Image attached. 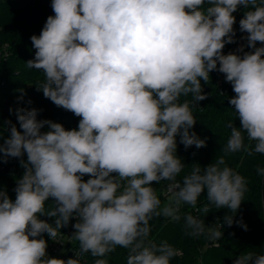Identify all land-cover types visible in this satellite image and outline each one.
<instances>
[{
    "label": "clouds",
    "instance_id": "clouds-1",
    "mask_svg": "<svg viewBox=\"0 0 264 264\" xmlns=\"http://www.w3.org/2000/svg\"><path fill=\"white\" fill-rule=\"evenodd\" d=\"M240 5L248 9L240 31L254 51L225 55V44L235 42L233 13ZM51 7L55 15L31 36L36 51L26 64L43 72L37 88L44 97L81 119L78 130H66L37 120L35 108L15 110L22 132L12 125L0 153L27 160H21L15 200L0 192V264H80L84 253L106 257L118 246L128 250L126 264H170L177 251L149 239L150 221H179L182 205L196 208L205 189L202 211L226 208L223 223L232 226L248 188L224 156L177 179L185 165L176 155V136L185 148L206 146L189 131L195 103L180 98L206 99L201 81L214 70L223 73L240 127L228 123L222 151L264 154V46L256 47L264 44V0H52ZM45 125L49 130L42 132ZM257 171L264 175V168ZM163 180L170 182L169 199L161 207L152 183ZM49 198L55 204L46 209ZM44 215L54 224L39 218ZM74 215L80 253L66 261L48 257L42 234L55 241ZM184 220L188 235L204 233L203 219L188 214ZM217 227H208L212 239L222 237ZM250 262L264 264V255L235 260Z\"/></svg>",
    "mask_w": 264,
    "mask_h": 264
},
{
    "label": "trees",
    "instance_id": "trees-1",
    "mask_svg": "<svg viewBox=\"0 0 264 264\" xmlns=\"http://www.w3.org/2000/svg\"><path fill=\"white\" fill-rule=\"evenodd\" d=\"M51 4L52 0H0V145H3L4 140L9 137L12 125L22 132L15 114L17 108L29 110L35 108L38 110L37 120H51L62 124L66 130H78L81 117L57 107L45 98L42 91L37 88L44 82L43 72L30 69L26 64L34 59L36 51L31 36H39L47 18L55 15ZM238 8L241 9L244 18L248 9L243 5ZM233 16L235 42L225 44L222 52L225 55L234 53L242 57L245 52H252L254 49L247 46L248 33L244 34L240 31L237 11ZM240 45L243 46V52L238 51ZM262 46L264 44L261 42L256 43V47ZM201 85L202 94L206 95V99L195 102L193 94L182 96L180 99L181 102L187 101L190 107L195 103L192 111L196 123L189 131L205 139L206 146L196 148L193 145L185 148L180 143L179 134L176 136V155L185 165L177 179L181 180L195 167L204 169L224 156L226 165L245 178L248 191L233 216V224L230 227L223 223L225 215L229 213L228 209H216L210 206L208 213L202 211L203 206L208 203L205 189L197 201L196 208L187 204L182 205L179 221L163 216L154 217L150 221L149 239L157 245L167 242L177 251V255L170 259V264H235V260L240 255L249 252L264 255V175L258 174L257 171L264 168V154L254 153L249 156L243 151L224 154L222 149L230 137L228 123L232 122L237 128L240 127L234 106L229 103V99L234 97L235 93L232 84L226 81L225 75L216 70L210 72L208 82L201 81ZM29 101L31 103H28ZM48 130L47 125L41 129L42 132ZM245 143H249L246 136ZM252 143L254 146V142ZM21 160L26 162V154L20 158L8 157L5 160L3 153H0V192H6L13 201L16 197L14 189L25 171L21 166ZM89 178L90 176L86 174L82 179L86 182ZM169 183L167 180L152 183V187L157 190L156 195L161 200V207L168 197L164 193V187ZM54 204V199L49 198L45 208L50 209ZM188 214L203 219L205 230L200 236L187 234L189 230L185 228L184 217ZM39 218L54 224L53 217L44 215ZM77 222L78 218L74 215L67 226L57 229V233L73 228ZM241 223L247 226V230L241 226ZM218 224L221 227L220 229L217 227L216 230H221L222 237L212 239L208 227ZM42 238L47 241L48 247L51 238L46 233L42 234ZM75 242L79 248L78 241ZM127 254V249L118 246L106 257H93L90 253H84L82 260L85 264H94L95 259L105 258L108 264H126Z\"/></svg>",
    "mask_w": 264,
    "mask_h": 264
},
{
    "label": "built area",
    "instance_id": "built-area-1",
    "mask_svg": "<svg viewBox=\"0 0 264 264\" xmlns=\"http://www.w3.org/2000/svg\"><path fill=\"white\" fill-rule=\"evenodd\" d=\"M241 46V45H240ZM168 184L164 187L166 192ZM75 229L69 228L67 231L58 233L55 241L51 240L49 247L46 249V254L50 258H59L67 260L69 258H76V253L79 254L80 250L76 246L75 239L73 235ZM80 264H85L82 260V255L79 256Z\"/></svg>",
    "mask_w": 264,
    "mask_h": 264
},
{
    "label": "rangeland",
    "instance_id": "rangeland-1",
    "mask_svg": "<svg viewBox=\"0 0 264 264\" xmlns=\"http://www.w3.org/2000/svg\"><path fill=\"white\" fill-rule=\"evenodd\" d=\"M238 7H240V6H238ZM237 16H238L237 20H241V19L243 18V13L241 12V9H240V8H238V10H237ZM244 34H246V32H244ZM168 199H169V197H167V198L165 199V201H164V203H163V206H164L165 203H167ZM163 206H162V207H163ZM67 230H68V229H67ZM67 230H65V231H67ZM65 231H64V232H65ZM59 233H62V232H59ZM51 240H52V239H51ZM50 243H51V242H50ZM49 245H50V244H49ZM49 245H48V247H49ZM48 247H47V248H48ZM47 248H46V249H47Z\"/></svg>",
    "mask_w": 264,
    "mask_h": 264
}]
</instances>
